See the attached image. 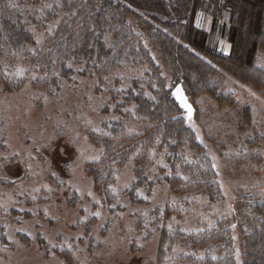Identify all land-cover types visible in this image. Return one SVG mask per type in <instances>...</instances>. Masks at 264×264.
<instances>
[{"label":"rangeland","instance_id":"374dc122","mask_svg":"<svg viewBox=\"0 0 264 264\" xmlns=\"http://www.w3.org/2000/svg\"><path fill=\"white\" fill-rule=\"evenodd\" d=\"M52 5L46 0L24 6L35 43L21 53L33 50L60 21L61 16L41 24ZM201 17L206 27L209 14ZM219 43L227 52L229 43L224 38ZM87 63L74 64L53 93L34 84L35 72L23 58L16 72L25 82L12 91L0 84V210L21 213L5 221L0 264H155L163 226L198 231L233 218L239 188H259L264 195V87L227 72L214 79L233 92V106L183 95L192 106L189 122L217 171V200H208L205 193L177 196L169 191L164 181L170 171L168 148H157L160 139L149 148L147 182L152 186L146 182L129 193L138 178L136 157L130 155L107 188L94 189L88 170L103 150L96 138L119 118L118 104L126 100L129 87L151 91L146 63H122L101 75ZM256 63L264 68V48ZM167 206L172 212L164 216ZM182 251L188 250L175 244L167 260Z\"/></svg>","mask_w":264,"mask_h":264},{"label":"trees","instance_id":"16d2710c","mask_svg":"<svg viewBox=\"0 0 264 264\" xmlns=\"http://www.w3.org/2000/svg\"><path fill=\"white\" fill-rule=\"evenodd\" d=\"M45 1L0 0L2 88L12 91L25 82L16 72L21 58L35 72L34 84L49 93L83 60L100 75L122 63H146L151 93L129 87L126 100L118 104L119 118L96 138L103 150L88 170L94 189L107 188L130 155L136 157L138 178L129 193L145 184L149 148L160 139L157 148H168L170 171L164 181L169 191L177 196L205 193L208 200H217L216 168L173 89L178 86L185 96L208 98L224 107L235 104V95L214 79L222 72L264 87V68L256 63L264 48V0H52L41 24L61 16L60 21L33 50L21 53L35 43L24 6ZM204 14H209L206 27L201 24ZM221 38L229 43L227 52ZM129 104L133 108L125 109ZM242 110L245 122L248 107ZM188 149L191 156H184ZM233 208V218L198 231L163 226L155 264H264V195L259 188H239ZM164 212L168 216L172 210L167 206ZM18 215L14 209L0 210V244L6 243L5 221ZM175 244L188 251L168 261L167 252Z\"/></svg>","mask_w":264,"mask_h":264},{"label":"snow or ice","instance_id":"6c2138e0","mask_svg":"<svg viewBox=\"0 0 264 264\" xmlns=\"http://www.w3.org/2000/svg\"><path fill=\"white\" fill-rule=\"evenodd\" d=\"M20 71H22V70H20ZM175 94L179 95L180 94V89H177V93H175ZM182 107H185L187 109V111H188V119L191 120V118H192V108H191L190 105H188L186 103V99L182 101Z\"/></svg>","mask_w":264,"mask_h":264},{"label":"water","instance_id":"95a60500","mask_svg":"<svg viewBox=\"0 0 264 264\" xmlns=\"http://www.w3.org/2000/svg\"><path fill=\"white\" fill-rule=\"evenodd\" d=\"M177 89H180V87L177 86L175 89H173V94L175 95V97L179 101V103L182 105V101L185 100V99L183 97V93L181 92V90H180V94L179 95L175 94V93H177Z\"/></svg>","mask_w":264,"mask_h":264}]
</instances>
